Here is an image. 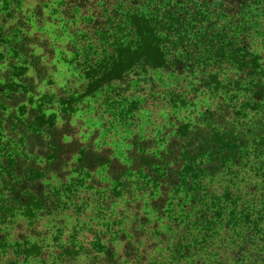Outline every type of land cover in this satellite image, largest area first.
<instances>
[{"label": "trees", "instance_id": "obj_1", "mask_svg": "<svg viewBox=\"0 0 264 264\" xmlns=\"http://www.w3.org/2000/svg\"><path fill=\"white\" fill-rule=\"evenodd\" d=\"M26 1L0 0V30L11 22L6 31L14 32L12 47L40 74L43 68L30 47L28 21L19 13ZM61 8L66 18L85 19L93 36L106 45L102 54L94 52L99 59L80 68L84 84L73 91L80 99L104 89L128 93L134 81L138 92L143 93L145 86L154 91L158 85L149 73L160 72L196 74L199 87L209 92L231 97L242 93L247 100L240 106L242 112L264 107V0H63ZM33 17L38 23L42 20L40 5L33 9ZM225 106L204 109L192 126L176 120L171 135L163 136L167 139L161 141V149L148 151L134 141L124 164L108 151L64 141L72 107L59 129L52 121L42 123V118L34 126L15 122V114L9 116L8 136L18 147L2 148L0 143V264L43 261L42 242L32 235L35 222L70 210L74 192L86 183L79 185L80 180L99 168L105 169L111 183L105 187L111 201L131 194L130 177L143 181L139 190L146 187L152 198L150 211L158 224L166 222L165 231L153 228L156 249L147 254L137 251L148 223L144 215L133 221L131 238H122L118 255L110 242L101 243L99 238L90 249L69 239L52 264H78L81 259L87 264H199L201 260L193 258L201 259L207 250L214 251L204 257L211 262L207 264H264V123L245 130L231 117L235 108ZM247 151L256 153L257 183L244 200L234 183L238 176L233 175L248 162ZM228 175L235 177L233 183L228 181L220 191L204 185L206 179L221 183ZM17 217L30 227L29 234L10 239L6 229ZM171 230L172 237H167ZM221 234L226 239H220Z\"/></svg>", "mask_w": 264, "mask_h": 264}, {"label": "rangeland", "instance_id": "obj_2", "mask_svg": "<svg viewBox=\"0 0 264 264\" xmlns=\"http://www.w3.org/2000/svg\"><path fill=\"white\" fill-rule=\"evenodd\" d=\"M62 1L27 0L19 10L28 21L26 24L28 37L33 40L30 47L34 55L39 57L40 67L43 68L40 74H35L29 67L28 61L12 47L14 32L6 31L8 25L11 26V22L0 30L2 148L13 150L18 147L8 136L9 116L15 114V122L26 124L28 122L34 126L39 124L36 119L42 118V123L52 121L59 129L66 124L63 117L71 111V107L74 110L67 120L70 127L69 137L64 141L73 139L79 145H89L97 152L108 151L110 157L116 158L120 164L128 162L126 157L134 141L143 144L148 151H153L157 147L161 149L167 139L164 137L171 135L176 120L192 126L195 123L194 119L199 117L204 109L215 107L220 103L225 104V107L235 108L231 117L235 124L245 130L254 129L257 123H264V107L259 111L247 109V112H242L240 106L247 101L244 94L238 93L231 97L222 92L206 91L199 87L196 74L191 77H179L160 72L149 73L158 85L154 91H151L149 86H145L143 93L138 92L136 89L139 84L134 81L128 93L104 89L92 97L80 99L79 93H73L84 84L80 68L93 59H99L94 52L98 51L102 54L106 45L95 35L93 36V31L85 26V19L73 20L61 15ZM37 5L42 9V20L39 23L33 17V9ZM143 77L145 78L141 76ZM30 81L32 84H29ZM171 99L177 102L173 104ZM37 111H41V114L35 115ZM253 153L249 152L248 162L236 170L233 176L238 177L235 180V177L228 175L220 179L221 183L217 180L209 183L206 179L204 185L210 187L211 191H220L222 185L228 181L232 184L234 180L238 189L242 190L244 200L248 199L250 187L257 183L253 166L256 163V153ZM73 177L77 176L73 174ZM108 180L104 168L91 171L89 176L80 180L79 185L86 183L84 187L74 192L76 198L70 210L56 216L37 219L32 235L42 242V252L46 253V258L29 264H52L57 252L60 251V246L66 245L69 239L74 240L72 242L76 246L90 249L94 241L99 238L101 243L110 242L114 249L113 253L118 255L122 247L121 240L131 238L133 221L144 215L148 223L144 227L145 234L140 238L137 251H144L147 254L150 250L156 249L158 235L154 233L153 228L157 226L158 232L161 229L165 231L166 222L160 221L158 224L156 215L150 211L149 204L152 198L147 195L146 187L142 186L139 190L140 186H138L143 181L139 182L140 179L130 177L131 194L119 195L111 201L108 199L109 192L106 189V185H111ZM107 202L112 203L107 206ZM74 206L82 210L77 212ZM28 230L30 227L27 223L17 217L14 224L6 229V233L10 234L11 239L28 235ZM171 232L172 230L166 232L167 237H172L169 236ZM74 235L75 239H72L71 236ZM221 237L220 239H223L224 234H221ZM55 238H58V241ZM172 239H168L170 243ZM232 239H228L229 243ZM220 244V249H224L225 244L222 242H216L215 246ZM235 244L229 246L234 247ZM223 252L229 251L225 249ZM213 253L214 251L207 250L201 259L195 256L193 260H201L197 262L199 264H204L202 261L206 264L211 263L205 261L204 257ZM217 256L213 260L215 263L220 258ZM78 264H87V261L81 259Z\"/></svg>", "mask_w": 264, "mask_h": 264}]
</instances>
